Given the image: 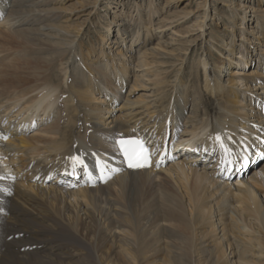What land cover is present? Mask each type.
Here are the masks:
<instances>
[{"label": "bare ground", "instance_id": "obj_1", "mask_svg": "<svg viewBox=\"0 0 264 264\" xmlns=\"http://www.w3.org/2000/svg\"><path fill=\"white\" fill-rule=\"evenodd\" d=\"M83 2H78L81 11ZM51 3L55 0H0V264H157L159 260V264H190L193 256L186 240L175 232L178 227L189 230V226L198 229L199 246L193 252L202 264H244L241 257L246 249L257 252V256L250 254L251 258H263L264 101L260 94L264 93V44L260 40H264V3L250 5L253 15H247L250 20L255 19L263 38L258 36L259 44H250L251 52L242 47L257 58V63L252 57L246 61L233 57L239 52L234 39L241 36L235 30L231 33L233 40L224 44L228 45L224 46L227 53H220L217 48L221 56L209 66L201 55L187 70L186 52L182 53L177 65L174 63L178 67L172 80L162 75L175 48L173 51L166 47L168 42L158 40L142 51L139 58L143 72L134 74L132 91L151 81V77L156 80L151 88L152 103L145 105V93L137 98L121 94L122 84L128 82V68L131 69L121 62V56L119 61L109 56L103 62L97 61V57H90L95 56L91 45L76 66L72 65L77 53L63 61L65 51L67 54L75 50L74 42L80 39L82 26L81 22L77 28L61 25L63 10L48 7ZM131 3L130 8L136 13L123 15L115 11L121 20L110 17L107 30L115 23L116 39L123 40L126 34L132 43L139 41L147 23H152L151 13L159 10L151 1L146 21L141 7L145 1ZM65 13L67 20L76 15ZM165 17L157 19L155 29L152 25L146 28L145 41L155 35L152 30L158 33L157 39L165 35ZM236 17L244 18L238 13ZM229 22L238 30L243 28L234 19ZM100 41L97 53L102 52L101 44H107L106 35H101ZM10 42L19 47L15 58L8 57ZM110 47L117 55L122 51L120 46ZM210 54L213 53L209 51ZM54 61L55 68L61 71V82L51 80ZM201 68L202 80L198 77ZM239 83L245 90L241 91ZM166 87H170L173 96L164 103ZM190 94L193 101L187 112L185 105ZM104 98L121 104L117 108L103 106ZM72 101L74 105L66 108ZM211 101L215 103L213 109ZM181 125L178 137L191 146L196 144L195 148L173 151V158L168 156L159 167L122 169L115 149L117 138L140 136L159 150L168 135L172 143ZM222 138L228 140L225 147L232 156L230 161L239 156L238 146L249 151L250 164L242 176L237 175L241 166L235 163L234 170L228 171V163L223 162ZM73 157L87 164L103 160L116 172L105 184L87 186L83 179L70 175L72 165H76L77 172L81 170ZM237 161L240 165L241 161ZM50 177L54 179L46 183ZM160 177L170 178L182 188L178 195L186 198V205L177 203L174 192L162 191L160 199L147 203L135 199L133 186L138 178ZM86 204L93 208H86ZM182 206L185 213L189 208L186 214L193 220L189 219V224L173 217L174 208L181 211ZM135 216L139 230L147 234L145 239H140L143 234L131 232ZM172 221L174 233L170 230ZM148 238L146 250L134 247L135 241L141 243ZM147 251L154 255L144 262ZM230 257L236 260L231 261Z\"/></svg>", "mask_w": 264, "mask_h": 264}, {"label": "rangeland", "instance_id": "obj_2", "mask_svg": "<svg viewBox=\"0 0 264 264\" xmlns=\"http://www.w3.org/2000/svg\"><path fill=\"white\" fill-rule=\"evenodd\" d=\"M80 1H82V2L84 1L83 2L84 3V6H83L84 10H82V11H81V9H79V8H81L80 5L78 4V2H80ZM132 1L133 0H96V2H95V0H55V3H53V4L51 3L48 7H51V8L58 7L57 9L63 10V12H61V19H60L61 25H69L70 27L75 25L77 28V27H79V24H80L79 22H81V26H82L81 30H79L80 32H78V34L80 33V36H79L80 39H76L74 42L75 43V50L73 48L72 50H69V52L67 51V54L65 51L63 53V58L65 60H63V61H67L66 59H68L70 56H72L73 53L74 54L77 53L78 56H77V58H75V62L72 65L73 67L76 66L77 65L76 61H79V58L83 54L86 53L87 49L91 45H93L95 48V51L93 52V54L95 53L94 54L95 56H90V57H92V58L97 57L95 59L97 61L102 60V62H103L104 58L108 57V56L111 59L116 58V60L118 59V61L122 58L121 62L122 61L126 62L125 65L127 66V64H128L127 67H130L131 69L128 68V72H129V74L127 75L128 82L126 81L122 84V87H121L122 93L121 94L124 97L130 96V98H133V97L137 98L138 94L145 93L146 99L145 98L144 99L146 100V102L144 103V105L152 103L154 96H152L153 92H152L151 88L155 87L154 85L156 83V80L153 79L154 77H151V79L153 81L152 80L146 81L145 80L146 77L150 78V76L143 77V81H146V82L143 83V81H141L143 83V84H141L142 85L141 88L137 87V88H134L135 89L134 91H132L133 85H134L133 84V77H134V74L136 75V73H137V75H139L141 72H143V69L141 67V62H140L141 58H139L141 52L146 50V48H148L149 46L154 45L155 41L159 40L162 42H168V45L166 47H168L169 49H171L173 51H174V48L176 49L174 51L175 55L172 57V59H167L168 60L167 61V63H168L167 69H169V70L166 69L165 70L166 73L164 75H162V77L166 78L167 80H172L174 78L173 75L176 72V69L178 67V66H176L178 63L177 59L181 56L182 53L186 52L185 54H186L187 60L184 63V67L187 68V70L191 66V62L197 58H201L200 57L201 55H202V57H204L208 60L207 66H209V62L212 63V61L216 60L217 57L221 56V54H219V52L216 50L217 48L221 49L220 53L221 52L227 53V49H225V47H224L226 45H224V44H229L231 42V40H233V36L231 34V33H233V30L237 31L238 33H241V36L237 35V37L234 39V41H236V42L238 41L236 44H237V47H239L238 48L239 52L237 51L238 53H235L234 56L233 55L232 56L236 57V59L242 58L243 61H246L247 58L252 57L251 58L252 61L254 58V60H255L254 63H257V58L255 59V57L253 55L248 54L247 50L242 48V47L243 46L248 47L249 51L251 52V50L253 49L252 48L253 46H251L250 44H254V43L259 44V43H256V42H258V39H257L258 36L260 38H263V37H261L262 33H260V31L255 26V19L250 20L249 17H247V15H249V13L253 15V13H251V11L248 9L249 6L252 5V6L257 7L258 4L262 5L264 3L263 0H137L138 4H140V2L145 1V4H142V6H141L143 8L142 13L143 14L145 13L144 18L146 19V21L152 20V23L151 22L147 23L148 25L145 27V30H143V32L141 34V38L139 39V41L133 40V42L131 43V38H129V36H127L126 34L124 35L125 39H123V40H122V38H121V40H120V38L116 39V37H117V31H116L117 26L115 25V23H113V24L111 23L110 28L107 30V28H108L107 24L109 23V20L111 19L110 17H112L115 21L121 20L120 17H117V15L115 16V11H117V13H121L123 15L126 14L125 12H127V13H129V11L133 12L132 9L130 8ZM151 1L156 2V7L158 8L159 12L155 13V14L151 13V15H150L151 18L149 16V20H148L146 10L150 9L152 7V5L150 4ZM123 4H124V6H123ZM73 5L76 8H74ZM121 7H124V8H122V10H120ZM74 9H75V11H74ZM77 9H79V12H77ZM66 11H67V14L69 16H71L73 13H76V15L73 16V19L67 20L68 17L65 13ZM86 12H90L91 14L88 16L85 14ZM135 13H136V10L133 12V15ZM236 13H238L239 15H243L244 18L241 19L240 17H236ZM80 15H82L81 19H79ZM162 15L164 17L166 15L165 19L167 20L164 22L166 24L165 26L168 27L166 29V31H164L165 35L163 34L162 38L157 39L156 34H158V33L155 30H152V34H155V35L151 36L150 40L145 41V37H146V33H147L146 28L149 27L150 25H152V29L153 28L155 29V27H156L155 22H157V19L159 17H162ZM172 17H173V19H172ZM175 19H176V21H175ZM233 19H234L235 23H240V26H242L243 28H241L240 30H238V28L236 29L235 25L233 23L229 22V20L233 21ZM122 22H124V21H122ZM76 23H78V25ZM128 24H130V23H128ZM170 25L171 26L173 25L172 28ZM198 26L201 29L197 30ZM226 28H228L229 30H227ZM244 28H246V29H244ZM252 30H254V33L251 32ZM203 31H204V36L201 35V33ZM101 35H106V40H108V42L105 45L101 44L102 45V48H101L102 52H99L101 54L100 55L97 52L99 51L98 50V44H100V42H101L100 41ZM130 37H132V36H130ZM202 37L204 38V40H202ZM215 38L218 39V42H212L213 39H215ZM221 40L223 41V43L221 42ZM117 41H118V43H117ZM260 41H261V43L264 44L263 39ZM81 42H82V44H81ZM120 42H124V44L120 43ZM211 42H212V44H211ZM240 42H242L243 44H238ZM10 43L11 44H7V45H10L9 46L10 52L8 53V57L15 58L16 53H17L16 50H19V47L16 44H14V42H10ZM130 43H131L132 49L128 48L130 46ZM217 43H218V45H216ZM110 45H113L116 47L120 46V48L122 49L121 53L119 55L115 54V51H113L111 49ZM263 46L264 45H262V47ZM211 47H213V48H211ZM227 47H228V45L226 46V48ZM82 51H84V53ZM209 51H210V53H213V54L208 55ZM127 54H129L130 57L127 56ZM251 54H254V52H252ZM25 55H23V56H25ZM120 56H121V58H120ZM176 56H177V58H176ZM232 56H230V57H232ZM208 57H210V58H208ZM86 60H89L94 65H96V63L93 60H91L90 58L86 57ZM164 60H166V59H164ZM128 61H131V62H128ZM174 63H176V65H174ZM14 64L15 63L12 62V65H14ZM55 65H56V61L52 62V67H54V68L52 69L53 72L51 71L52 72L51 80H52V82H61L60 81L62 79L61 71L59 72L58 69L55 68ZM89 66H91V65H89ZM254 66H256V65H254ZM41 67H43V65ZM139 68H141V69H139ZM229 69L232 70L233 68H229ZM199 72L200 73H199L198 77L201 78V80H202V78L204 76L203 75V68H201V70ZM188 74H185V75L189 76ZM183 76L184 75H182V77ZM191 78L194 79V77L192 75H191ZM53 79H54V81H53ZM186 81H187L186 83L189 84V79ZM26 86L27 85H25L23 87H26ZM239 88L241 89V91L245 90V87L240 83H239ZM170 90H171L170 87L169 88L166 87V95H167L166 98L167 99L164 103H166L168 100H170L173 96L172 93L170 92ZM257 91L260 92L261 90H257ZM260 95H261V98H263L262 100L264 101V93H262ZM104 100L106 103H101V105L104 106V104H105L107 107H111V108H114V107L117 108L121 104V101H113L111 99L108 100V98H104ZM192 101H193L192 100V94H190L188 96V102L185 105V110L187 112H189V110L192 107L191 106ZM244 101H245V99H244ZM73 102L75 103V101L69 102L67 104L66 108L69 109V107H72L74 105ZM214 106H215V103H213L211 101L210 108L213 109ZM62 109L63 108H61V110ZM249 111H251L252 113L254 112L253 110H249ZM113 114H115V113H113ZM252 119H254V118H252ZM169 127H170V124H169ZM182 127H183V125H181L177 131H180L182 129ZM168 138H169V135H168ZM198 165L200 166L201 164H198ZM253 166H255V165H253ZM202 170H206V169H202ZM48 179L50 182L51 181L50 178H48ZM48 179H46V180H48ZM176 185L177 184H175L173 182V180H171L170 178H161L160 177L157 180H143L141 178H138L135 185L133 186L135 199L140 203H147L149 200L152 201V200H156L157 198L160 199V197L162 195V191L172 192V193L174 192V193H176L175 195H177V198H178L177 203L180 204V202H181V204L186 205L185 204L186 198H184V197L180 198V196L178 195L179 192L182 193V188H180L178 185L177 186ZM86 208L92 209L93 206H92V204L91 205L86 204ZM187 208L188 207H186V213H188V209H189V208L188 209ZM186 213H185V207H183V206L181 207V211L174 208L173 217L178 216V217L182 218L183 220H185V222L187 220L186 223L189 224L188 223L189 219L191 221H193V220L191 218H189V216H188L189 213L188 214H186ZM213 219H214V223H217L219 225L217 219L216 218H213ZM136 221H137V217L135 216L134 217V224L132 226L133 229L131 232L134 235L138 234L141 236L143 234L142 238H140V239L147 238V234L145 232H142L139 230V223H136ZM190 228L191 227L189 226V230H186V229H183L182 227H178L175 230V232L182 234L186 240L188 252L193 256V257H191L190 264H202V259L194 258L195 255L193 252L194 248L196 249V247L199 246L197 244L198 236L196 233L198 229H195V228L190 229ZM219 228L220 227H218V229ZM170 230L174 233V221H172V224L170 225ZM219 234H220V237H222L221 231ZM149 240H150V238L146 239L145 241H143L141 243L138 241H135L134 247L137 248V250L138 249L139 250H142V249L146 250V247L149 246ZM221 240H222V242H224L223 237L221 238ZM160 244H161V241H160ZM161 245H163V244H161ZM161 252H163V250H161ZM149 253H150V251H147L145 253V258L143 260L144 262H147L148 260H150L151 257L154 255L153 253H151V254H149ZM227 253H229V250H227ZM250 254L252 256H257V252L255 250L246 249V251H244V255H242V257H241L242 261H244V264H252V263L264 264V257L260 258V259L251 258ZM230 258H231V261L236 260L235 259L236 257H230ZM160 262L161 261L159 260L157 262V264H159ZM153 264H156V263H153Z\"/></svg>", "mask_w": 264, "mask_h": 264}, {"label": "snow or ice", "instance_id": "obj_3", "mask_svg": "<svg viewBox=\"0 0 264 264\" xmlns=\"http://www.w3.org/2000/svg\"><path fill=\"white\" fill-rule=\"evenodd\" d=\"M217 142H220V137H216ZM121 146V151L124 153L125 158L128 161L129 167H143L146 166L150 159V151L145 147V142L139 139H129V140H121L118 142ZM220 147L223 149L225 153L224 163H231L230 160L227 159L229 154V149H227L223 143H220ZM74 163H79L78 158H72ZM247 159V157H245Z\"/></svg>", "mask_w": 264, "mask_h": 264}]
</instances>
